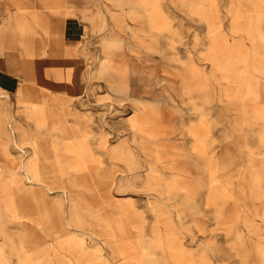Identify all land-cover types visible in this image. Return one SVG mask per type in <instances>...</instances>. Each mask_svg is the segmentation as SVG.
<instances>
[{
	"label": "rangeland",
	"instance_id": "rangeland-1",
	"mask_svg": "<svg viewBox=\"0 0 264 264\" xmlns=\"http://www.w3.org/2000/svg\"><path fill=\"white\" fill-rule=\"evenodd\" d=\"M50 11L87 41L0 87V264H264V0H0V67Z\"/></svg>",
	"mask_w": 264,
	"mask_h": 264
},
{
	"label": "crops",
	"instance_id": "crops-1",
	"mask_svg": "<svg viewBox=\"0 0 264 264\" xmlns=\"http://www.w3.org/2000/svg\"><path fill=\"white\" fill-rule=\"evenodd\" d=\"M46 14L48 21L45 20L43 26L41 21L31 44L34 54L12 53L0 67V87L7 92L5 96L29 90L34 86L33 82L43 76L45 65L49 67L52 63L45 62L40 53L47 51L48 57L71 56L78 45L87 41V24L78 15H65L60 11ZM36 54L41 58L37 60Z\"/></svg>",
	"mask_w": 264,
	"mask_h": 264
},
{
	"label": "bare ground",
	"instance_id": "bare-ground-1",
	"mask_svg": "<svg viewBox=\"0 0 264 264\" xmlns=\"http://www.w3.org/2000/svg\"><path fill=\"white\" fill-rule=\"evenodd\" d=\"M33 104V103H32ZM11 125V124H10ZM12 132H14V130L12 129ZM17 145V144H16ZM18 146V145H17ZM26 166V165H25ZM23 180H25V181H28V182H31L33 179H32V177L31 176H29V175H27L26 176V179H24L23 178ZM38 262V261H37Z\"/></svg>",
	"mask_w": 264,
	"mask_h": 264
}]
</instances>
